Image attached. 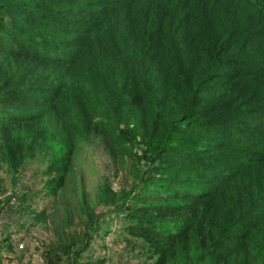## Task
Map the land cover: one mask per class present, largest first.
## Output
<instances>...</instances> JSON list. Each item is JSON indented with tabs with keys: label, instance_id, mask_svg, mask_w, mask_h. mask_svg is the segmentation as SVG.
Listing matches in <instances>:
<instances>
[{
	"label": "trees",
	"instance_id": "1",
	"mask_svg": "<svg viewBox=\"0 0 264 264\" xmlns=\"http://www.w3.org/2000/svg\"><path fill=\"white\" fill-rule=\"evenodd\" d=\"M97 138L134 178L90 200ZM0 165L43 167L44 264H264V0H0Z\"/></svg>",
	"mask_w": 264,
	"mask_h": 264
},
{
	"label": "rangeland",
	"instance_id": "2",
	"mask_svg": "<svg viewBox=\"0 0 264 264\" xmlns=\"http://www.w3.org/2000/svg\"><path fill=\"white\" fill-rule=\"evenodd\" d=\"M129 163H132L131 159L129 160ZM73 164L75 173L70 178L73 181H79L82 179V189L80 192L89 194L90 200H92V198L95 196L103 180L111 181L114 185V189L117 191H120V189L122 190L125 187H129L131 186V183H133L134 176L130 170V164L125 167L120 164H116L105 150L103 141H101L99 138L94 140L92 143L81 147L73 159ZM42 169L43 167L38 165L37 167L28 169L25 173H23L21 179L13 180V178L7 174L4 167L0 165V221L5 220L3 225H1L2 223L0 222V234L3 233L2 235H7V232L12 228V226L17 229L22 223L21 221H23L22 224H24V221L28 220L25 218L24 214V210L28 204L24 203L23 210H21L19 207V204L21 203L19 198L22 193L24 194L29 191V193L33 194V197H30V200L34 204L39 201L37 200L38 198L41 200L40 191L44 186V176L41 174ZM73 181L67 182L69 188L62 195L61 200L71 201L73 203H77L79 201V199L76 200L74 198L70 191V188L74 185ZM9 191L18 193V205L15 207V209L9 208L6 205L7 202L5 199L8 198ZM35 196L36 198H34ZM99 210V214H101L103 210H101V208H99ZM63 212L64 211L62 207L57 206V208H55V213H57L59 217L63 216ZM32 220L33 219L30 217V221ZM30 221L26 223H29ZM20 230H30V238L33 244V249L36 248L35 244L33 243V238L39 237L41 247L38 248V252L42 251V255L44 256L46 246L43 244V240H47V238L49 239V229H46L42 224H40L38 228L33 227V225L25 224L22 226V228H20ZM17 231H19V229H17ZM111 238L112 235H109L108 239L111 240ZM102 241L103 237H100V239L97 240L93 246V249L90 250L91 252H94L92 257L93 263H96L97 258H100V256L105 253V249H102ZM9 242L10 240H8V243ZM38 244L39 243L37 242V245ZM122 247L123 245H119L115 250L111 248V253L112 251L115 253V256L113 257L110 255L111 253H106V257L110 255V258H108L106 264H120V259L123 260L124 257L126 258L125 254L120 253ZM42 263L44 264L43 257L40 258V264ZM141 263L149 264L148 261H145V256H143Z\"/></svg>",
	"mask_w": 264,
	"mask_h": 264
},
{
	"label": "crops",
	"instance_id": "3",
	"mask_svg": "<svg viewBox=\"0 0 264 264\" xmlns=\"http://www.w3.org/2000/svg\"><path fill=\"white\" fill-rule=\"evenodd\" d=\"M21 222L23 223V221H21ZM26 222H28V220L24 221V223H26ZM1 223L2 224L5 223V220H2ZM22 223L20 226H18L17 229H19V232L24 234L23 238H24V242L26 243V249L25 250H18L17 249V244L14 242V240H15L14 236L15 235H14L13 229H10V232H9V234L11 235L10 239H7L4 242H3V239H6L7 235H2L3 233L0 234V241H1L0 246L4 245V247H3L4 249L0 250V264H40V258H42V256H41L40 252H38V249H37L38 245H37V242L35 240L36 237L33 238L34 239L33 243L36 246V248L33 249L32 248L33 244H32L31 238H30V230L29 231L20 230V228H22ZM8 240H10L9 243L12 242L14 249L7 251V249H6L7 244L6 243H8ZM37 259L39 260V262ZM124 263H122V264H124Z\"/></svg>",
	"mask_w": 264,
	"mask_h": 264
},
{
	"label": "built area",
	"instance_id": "4",
	"mask_svg": "<svg viewBox=\"0 0 264 264\" xmlns=\"http://www.w3.org/2000/svg\"><path fill=\"white\" fill-rule=\"evenodd\" d=\"M7 207L9 208H14L17 207L18 205V193L17 192H10L8 193V198H7ZM1 222V221H0ZM4 224V223H3ZM2 224V225H3ZM13 232H14V242L17 244V249L18 250H25L26 249V243L24 242V238H23V233L17 231V229H15L13 226L12 228ZM17 233V234H16ZM22 235H21V234ZM22 238V239H21ZM21 239V240H20ZM42 253V251H40V254ZM142 261H140L137 258H131L130 260L126 261L124 264H143L141 263Z\"/></svg>",
	"mask_w": 264,
	"mask_h": 264
}]
</instances>
